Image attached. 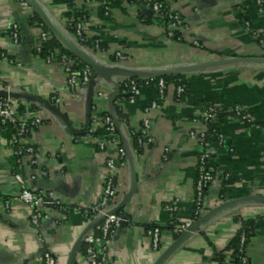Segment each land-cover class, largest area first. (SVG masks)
<instances>
[{
  "label": "crops",
  "instance_id": "obj_1",
  "mask_svg": "<svg viewBox=\"0 0 264 264\" xmlns=\"http://www.w3.org/2000/svg\"><path fill=\"white\" fill-rule=\"evenodd\" d=\"M35 1L49 24L43 31L50 37L53 30L61 32L83 53L115 70L108 81L99 83L107 92L138 76L180 77L183 82L181 98L173 89L161 100L155 85L143 86L134 104L117 98L126 122L116 137L130 163L117 178L113 209L131 190L132 168L139 191L120 211L127 226L106 244L108 264H221L218 254L224 252L229 259L225 251L242 223L254 226L246 250L249 264H264V46L260 43L264 11H258L255 0H159L181 13L187 26L182 40L169 38V28L148 15L141 0ZM34 18L41 21L19 0H0V50L6 55L0 60V90L52 101L80 130L87 118V88L72 90L61 61L41 58L37 51L44 44L41 25L33 24ZM75 22L82 23L86 41L100 40L106 51L82 45L69 30ZM14 26H18L17 41L12 37ZM116 52L126 60H117ZM100 100L109 107L107 98ZM155 102L160 108L148 115L153 143L139 157L132 149L131 132L141 129L145 110ZM213 104L248 110L253 124L227 117L218 121L225 142L219 145L216 135L207 140L214 180L204 198L206 220L178 242L182 233L176 238V229L194 221L198 158L205 148L189 137L192 120ZM16 108L21 116L41 118L44 123L19 139L20 146L35 149L34 155L23 157L14 155L15 132L0 124V264H44L47 252L58 264H67L78 244V264H82L83 240L97 228L84 211L100 201L109 174L107 159L115 153L112 146L99 148L98 142L108 140L103 118L92 115L95 139L91 140L88 133L67 134L62 120L35 104L16 100ZM22 188L50 195L71 211L47 205L46 217L34 226L32 209L17 200ZM153 226L161 229L157 252L147 234Z\"/></svg>",
  "mask_w": 264,
  "mask_h": 264
},
{
  "label": "built area",
  "instance_id": "obj_2",
  "mask_svg": "<svg viewBox=\"0 0 264 264\" xmlns=\"http://www.w3.org/2000/svg\"><path fill=\"white\" fill-rule=\"evenodd\" d=\"M145 8L153 13L155 18H157L162 24L169 28L167 36L169 38H174L176 33L182 36L186 30L187 26L180 12L169 8L168 5L159 0H142ZM22 6L27 7V3L24 0H19ZM258 7V11L261 13L264 11V0H255ZM69 26H72L70 24ZM247 30H250V24L246 23ZM40 39L41 44L50 40V36L47 32L43 31L42 25L40 26ZM76 31L74 36L80 40L85 41L86 36L84 28L81 22L76 24ZM253 36L259 39V36L253 33ZM12 37L15 41L19 38L18 26H14L12 31ZM100 40L96 41V50L100 52ZM260 43L264 46V40H260ZM42 45L37 49L38 53L42 52ZM6 55L0 50V60L5 59ZM115 58L119 61L126 60V57L121 52H116ZM50 61V58L48 59ZM60 61L64 67V70L68 77V85L72 90L78 88H85L90 82L93 72L90 67H86L81 72H76L73 70L74 62L71 58L66 55H60ZM151 79L145 78L143 83L137 82V80H127L124 82L123 87L125 90L122 92L125 96V101L130 104H134L138 97L141 95L143 86L151 85ZM102 84H98L97 88V98L106 99L110 92H107ZM156 88L161 100L167 98L170 90L174 89L175 95L181 97L184 92V87L182 85L174 86L173 84L167 82L163 78L158 80ZM54 102L57 104V98H54ZM158 103H153L149 108L145 110V119L141 129L138 131L143 136L139 144L141 146L147 147L153 143V139L149 136V130L151 127V121L148 117L150 111L159 109ZM234 115L227 116L228 119L239 122L243 124L253 123L252 116L245 109L234 106ZM221 107L219 105H213L209 108H204L198 115H196L192 120L193 129L190 131L189 137L191 140L200 142L205 148L202 154L198 158V176L195 186V216L194 221L201 217L204 210V198L209 185L213 182L214 176L212 175L213 167L211 166V154L209 150L206 149L207 140L211 135H216L219 145H224L225 137L223 134L219 133L217 130L218 123V113H220ZM45 111V110H44ZM46 112V111H45ZM46 114H49L46 112ZM44 121L41 118H36L29 120L20 115L16 108V101L9 98H0V124L5 128H11L15 132L17 141H15V151L14 155L16 157H23L26 155L32 156L35 154V149L31 146L22 147L19 145V139L24 138L31 134L35 129L41 127ZM103 124L105 132L108 135V140L106 142H98L99 148L105 150L108 146L114 147L115 153L109 156L107 159V168L109 174L105 180L103 193L100 201L95 206L84 211L85 216L91 217L96 220L97 218H102L101 223L97 226L95 230L90 232L83 240L86 245L85 252L82 254L81 260L82 264H108L107 262V252L106 244L110 241L112 236L121 229V223L123 221V216L116 213H111L118 196L117 188V178L122 170H124L129 164V155L125 148L119 146L118 139L116 137V125L111 118H104ZM94 129H90L88 134L89 139H95ZM168 151V150H167ZM135 153L140 157L141 154ZM22 192L17 198V200L24 202L32 209L31 222L34 226H38L44 215L43 209L47 205L56 206L62 212L66 213L68 208L61 206L59 203L49 202L52 199L50 195L44 194L43 192H31L25 188H22ZM1 197V194H0ZM74 211H78L74 209ZM193 222V221H192ZM190 223L181 225L176 229L177 232H184ZM148 237L150 238L152 249L157 252L160 249V237L161 229L157 226H153L148 229ZM245 235L241 236V246L244 254L242 259V264H249V259L247 256V247H245ZM98 243L103 244L102 249H97L96 245ZM44 264H58L54 256L47 252L44 255Z\"/></svg>",
  "mask_w": 264,
  "mask_h": 264
},
{
  "label": "water",
  "instance_id": "obj_3",
  "mask_svg": "<svg viewBox=\"0 0 264 264\" xmlns=\"http://www.w3.org/2000/svg\"><path fill=\"white\" fill-rule=\"evenodd\" d=\"M27 5L33 9L37 14L41 16V21L44 25H48L47 19L42 15L41 8L37 4L35 0H24ZM142 1V0H141ZM143 2V1H142ZM148 15H153L151 11L148 10ZM53 30V29H52ZM53 36L58 40L61 45L73 56H75L78 60L85 63L88 67L92 69L93 76L90 80V82L87 84V118L85 125L82 129L78 130L73 127L72 124H70L65 117L61 114L58 108L56 106L46 102L45 100H42L38 97H35L33 95L29 94H16L14 92L8 91V90H0V98H9L12 100H24L28 103L35 104L39 108L45 110L47 113L53 115L55 118H58L59 120H62L64 122L66 127V133L72 136H85L88 133V130L90 129L92 125V106L94 102V96H95V90L98 86V84L103 81H108L110 78V75L115 72V70L108 69L103 67L96 58H93L91 56H88L87 54L83 53L81 50L76 48L74 45L70 43V41L61 33L58 31L53 30L52 31ZM135 78H157V77H135ZM121 83L115 84L113 90L109 93L107 100L110 111L113 110V106L119 95L121 94ZM114 117V116H113ZM114 123L118 129L121 128V124L119 121L114 117ZM129 155V153H128ZM130 163V159H129ZM132 164V163H131ZM131 181L132 186L130 192L125 196L124 201L121 203L120 206L117 208H114L111 213H119L122 211L123 207L129 202L132 196L138 193V180H137V174L132 168V174H131ZM50 203L52 202L51 199L48 200ZM52 206V205H50ZM206 220V217H200L197 220L190 223L188 228L182 232L180 239L178 242L182 241V239L186 238L190 233H193L197 227ZM102 221V218H97L94 220L93 228H96ZM127 226V218L123 216V221L121 223V229H124ZM81 244H78L75 247V250L72 251L69 255V259L67 264H78V256L81 254Z\"/></svg>",
  "mask_w": 264,
  "mask_h": 264
},
{
  "label": "trees",
  "instance_id": "obj_4",
  "mask_svg": "<svg viewBox=\"0 0 264 264\" xmlns=\"http://www.w3.org/2000/svg\"><path fill=\"white\" fill-rule=\"evenodd\" d=\"M243 21H246L245 23H247V19H243ZM78 23V22H77ZM76 22L72 24V26H69V30L71 31L72 34H75L76 31ZM33 24H38V25H42V27L45 28V25L38 20L37 18L33 19ZM44 25V26H43ZM166 28L168 29V27L166 26ZM173 39H177V40H182V37L180 35H178V33H176L175 37ZM261 39V38H260ZM96 41L98 40H94V41H81V44L84 46H89L92 49H96ZM42 52L39 53V55L41 56V58L43 60H48L50 58V60L57 58L60 60V55H66L68 58H71L74 62L73 65V70H75L76 72H81L82 70H84L86 67H88L85 63L79 61L78 59L75 58V56H73L72 54H70L68 51H66L63 46L61 45V43L56 40L54 37H51L49 41L45 42L44 44H42ZM100 52H104L106 51V46L105 44L101 43L100 44ZM97 51V50H96ZM115 59V58H114ZM116 60V59H115ZM114 60V61H115ZM160 78H163L164 80H166L167 82L173 84L174 86H179L182 85L183 86V82L181 80L180 77H166V76H161V77H157V78H150L151 79V85H155L158 83V80ZM145 78H135V80H137V82L139 83H143V80ZM124 84V83H123ZM123 84L121 85V91H124L125 88L123 87ZM185 92H183L182 96L184 95ZM181 96V97H182ZM178 97V98H181ZM119 98H125V96H119ZM119 99H117L114 103L113 106V110L110 111L109 107H106L105 101L103 100H94L93 102V106H92V115L93 117H95V115L100 114V116L104 119V118H111L114 121V117L119 121V123L122 125L126 122V115L123 113V111L120 109V107L117 104V101ZM50 104L56 106L52 101H49ZM214 105V104H213ZM213 105H206L204 106V108H209L210 106ZM203 108V109H204ZM248 112V110H246ZM230 115H234V108H222L220 110V113H218V121L220 119H223L224 117L230 116ZM114 116V117H113ZM247 124V123H246ZM253 123L249 124L252 125ZM91 129V128H90ZM90 129L88 130V134L90 133ZM105 129V128H104ZM116 135L118 136L120 134V129H118L116 127V131H115ZM87 134V135H88ZM131 137H132V149L134 151H136L139 154H142L144 152V150L146 149V147L141 146L139 144L140 140L143 139V136L141 135L140 132H131ZM119 146L123 147V144H119ZM150 146V145H148ZM212 175L214 176V172H212ZM228 183V181L226 182ZM71 209H68L66 211V213H70ZM204 213V210L201 214V217ZM120 216L122 215V212L117 213ZM254 232V226L253 224H243L238 232V234L236 235V237L233 239V241L231 242V244L229 245V247L227 248V250L225 252L228 253V257L229 259H226V253H219L217 256V260L221 263V264H242V259L244 258V256L246 254H244L242 251V246H241V236L245 235L246 241H245V247L246 248L248 246L249 240L251 238V236L253 235ZM180 232H177L175 234V237L178 238L180 236ZM86 249V246H85ZM85 249L83 250V253L85 252Z\"/></svg>",
  "mask_w": 264,
  "mask_h": 264
}]
</instances>
